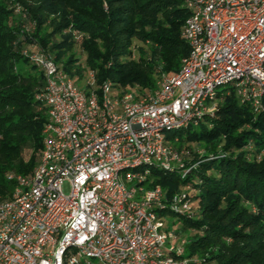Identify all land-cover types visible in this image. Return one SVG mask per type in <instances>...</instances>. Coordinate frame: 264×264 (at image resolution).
Segmentation results:
<instances>
[{"label": "built area", "instance_id": "1", "mask_svg": "<svg viewBox=\"0 0 264 264\" xmlns=\"http://www.w3.org/2000/svg\"><path fill=\"white\" fill-rule=\"evenodd\" d=\"M182 1L189 53L154 92L124 93L93 72L77 83L48 54L24 52L42 71L34 98L47 119L31 175H6L15 187L0 200V264H201L161 216L196 204L148 177L194 167L168 137L213 117L223 91L263 110L264 0Z\"/></svg>", "mask_w": 264, "mask_h": 264}, {"label": "trees", "instance_id": "2", "mask_svg": "<svg viewBox=\"0 0 264 264\" xmlns=\"http://www.w3.org/2000/svg\"><path fill=\"white\" fill-rule=\"evenodd\" d=\"M188 16L182 0H0V200L15 187L6 175H31L42 149L46 109L34 97L44 78L25 51L48 54L77 83L93 72L98 83L144 95L188 55ZM196 127L168 137L194 167L182 179L154 170L147 184L168 196L185 191L196 209L161 216L186 240L184 258L264 264V98L255 112L223 91Z\"/></svg>", "mask_w": 264, "mask_h": 264}, {"label": "rangeland", "instance_id": "3", "mask_svg": "<svg viewBox=\"0 0 264 264\" xmlns=\"http://www.w3.org/2000/svg\"><path fill=\"white\" fill-rule=\"evenodd\" d=\"M219 91H220V90H219ZM191 131H194V132H196V133H199L200 130H199L197 127H193ZM182 135H183V137H186V133H185V132H183ZM170 222H171V221H169V220L167 221V225L169 226V228H171V226H170ZM174 228L177 230V229H178V226H176V227H174Z\"/></svg>", "mask_w": 264, "mask_h": 264}]
</instances>
